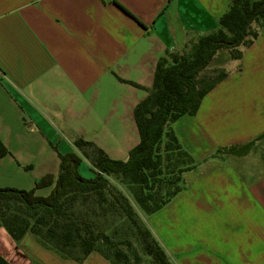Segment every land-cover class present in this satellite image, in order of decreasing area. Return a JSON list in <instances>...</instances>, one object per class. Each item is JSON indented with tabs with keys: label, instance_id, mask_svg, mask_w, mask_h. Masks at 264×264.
Returning <instances> with one entry per match:
<instances>
[{
	"label": "crops",
	"instance_id": "0c3cea01",
	"mask_svg": "<svg viewBox=\"0 0 264 264\" xmlns=\"http://www.w3.org/2000/svg\"><path fill=\"white\" fill-rule=\"evenodd\" d=\"M228 5L0 0V143L7 150L0 167L30 171L31 186L56 178L58 154L78 156L79 139L126 160L139 140L133 110L158 58L216 30ZM234 61L196 114L172 123L197 165L183 174L181 191L143 220L175 264H264V26ZM251 141L243 154L216 156L219 147ZM254 154L259 163L249 161ZM0 256L8 264H112L96 252L81 262L63 258L30 233L14 241L3 227Z\"/></svg>",
	"mask_w": 264,
	"mask_h": 264
},
{
	"label": "trees",
	"instance_id": "16d2710c",
	"mask_svg": "<svg viewBox=\"0 0 264 264\" xmlns=\"http://www.w3.org/2000/svg\"><path fill=\"white\" fill-rule=\"evenodd\" d=\"M262 26L264 0H229L216 30L200 35L181 51H166L158 58L152 85L133 110L139 140L126 160L110 158L94 143L76 140L75 146L89 160L94 175L83 178L78 173L81 159L76 154H58L56 178L46 175L29 190L0 188V227L14 241L30 233L43 247L77 262L96 252L112 264H141L140 256L130 257L119 247L122 243L76 216L75 208L95 197L103 213L117 212L128 220L149 264H172L151 231L136 217L127 198L118 193L108 200V178L120 176L127 182L136 204L147 215L160 210L180 192L183 174L197 163L180 144L172 123L183 115L196 114L203 97L229 74L223 67L209 70L217 51L224 48L231 60H239ZM252 144L223 147L220 151L243 154ZM6 153L0 143V157ZM52 185L46 196L36 194V190ZM0 264L8 262L0 256Z\"/></svg>",
	"mask_w": 264,
	"mask_h": 264
},
{
	"label": "rangeland",
	"instance_id": "374dc122",
	"mask_svg": "<svg viewBox=\"0 0 264 264\" xmlns=\"http://www.w3.org/2000/svg\"><path fill=\"white\" fill-rule=\"evenodd\" d=\"M234 63L235 61L229 58L226 49L222 48L217 51L216 55L210 62L209 70L210 71L214 70L216 69V67H223L226 70H229L233 67ZM258 139L263 140L264 143V135L258 137ZM221 148L223 147H219L216 150L218 151L216 152V156L217 153L227 154L223 151H220L222 150ZM78 156L81 159L80 163L77 166L78 173L83 178L92 177L94 173L91 170L92 165L89 163V160L87 161V158L80 151L78 153ZM249 161L252 163H259V159L256 154H254ZM249 161L248 163H250ZM31 176L32 173L30 171L21 168L16 169V167L12 165L11 166L5 165L3 167H0V188L10 187L16 189L29 190L33 188L35 184L34 183L32 186L30 185L32 184V182L30 181ZM108 179H109L108 180L109 186L106 190V193L108 195L107 196L108 200H110L113 197L112 194L117 195L118 193H120L123 196H125L130 206L134 210L136 217L144 225L143 220L146 221L145 220L146 214L142 212L138 207V205L136 204L133 195L131 193V187L129 186V184L124 180H122L120 176H110ZM50 191L51 188L49 187L40 188L36 190V194L39 196H46L47 194L50 193ZM74 211L76 212V216L91 222L92 227L96 231L107 234L117 243H122L119 245V247L122 250L127 251L126 253L130 257H132L133 254H137L138 256L141 257V264H149V257L144 254L140 240L137 236L135 229H131V225L129 224L128 220L125 217L119 215L117 212H112V211L111 212L105 211L106 213H103L102 210L97 208L95 197L87 198L85 203L80 205L78 208H75ZM124 241L128 242V244H125ZM105 260L110 262L107 259ZM172 262L173 260L171 261V263ZM172 264L175 263L173 262Z\"/></svg>",
	"mask_w": 264,
	"mask_h": 264
}]
</instances>
